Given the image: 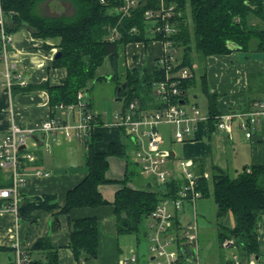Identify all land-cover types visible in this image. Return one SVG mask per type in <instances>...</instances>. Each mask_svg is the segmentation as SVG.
Here are the masks:
<instances>
[{"label":"trees","instance_id":"1","mask_svg":"<svg viewBox=\"0 0 264 264\" xmlns=\"http://www.w3.org/2000/svg\"><path fill=\"white\" fill-rule=\"evenodd\" d=\"M45 1L48 0H1V6L6 15V28L9 33L13 34L26 28L34 38L43 41V48L51 50L56 47L61 53L54 57L52 63V67L66 70V76L61 82L53 84L47 80L41 83L31 82L25 87L13 86V94L45 89L49 94L51 117L57 116L60 104H77L80 102V91L85 95L95 82L107 78L98 74V69L106 60L110 61L113 69L110 78L116 81L115 95L124 100L123 109L135 99L139 100L142 109L160 108L163 103L154 95V83L165 78V70L157 67V64L142 68L131 66L127 60V47L131 43L148 44L154 40L169 38L177 48H183V58L178 68L188 67L192 75L183 81L181 95L173 99L175 103L181 98L187 101L188 90L196 84L193 64L202 62L209 56L234 51L229 46L230 41L239 45L240 50L248 51L253 47L254 50L264 51V0H175L178 4L177 10L181 12L177 17L179 31L169 36L149 33L152 22L144 19L145 10L157 7L159 0H142L132 15L124 17L121 21L119 14L112 13L111 4H104L101 0H57L68 1L74 8L72 14L57 15L44 13L41 5ZM112 26H117L122 32L115 40H109L108 37ZM133 27H136L137 31L131 32ZM50 40L55 42L49 43ZM255 76L262 78L264 91V74ZM252 77L253 75L249 76L250 79ZM200 78L208 99L210 117L207 127L210 134L217 131L216 96L208 93L206 73ZM123 83H127L126 88ZM85 104L86 110L92 109V102ZM97 124H103L101 117ZM124 134L128 143L113 141L104 151L95 148L99 134L92 131L85 136L87 174L66 192L64 204L53 214L56 224L60 215L67 217L68 247L73 251L75 264H98L99 218L96 214L74 217L72 212L75 208L97 209L110 204L100 190L102 184L114 183L119 186L112 202L118 234L142 232L149 214L168 194L151 180L144 186L136 187L130 184L139 165L128 152L135 148V144L129 135ZM112 155L126 160L125 175L122 179L108 176ZM194 160L198 171L203 174L206 170L205 161ZM36 162L37 160L25 161V169L39 168ZM211 172L218 218L222 219L231 213L235 219L233 225L219 223L217 233L220 244L237 247L242 260L259 255L257 261L264 264L257 231L259 220L264 215V164L246 165L235 174L214 164ZM12 184V180L6 177V173L1 169L0 187ZM179 186L178 181L170 182L169 195L175 194ZM200 189L203 197L208 195L207 178L202 177ZM18 199V216L28 222L37 220V210H53L58 206L53 194H20ZM2 204L3 200L0 199V206ZM12 250L10 246L0 245V253ZM27 252L31 257V264H61L58 247L54 246L48 237L38 238ZM34 252L43 253V256L34 257ZM223 264H233V261L229 259Z\"/></svg>","mask_w":264,"mask_h":264},{"label":"built area","instance_id":"2","mask_svg":"<svg viewBox=\"0 0 264 264\" xmlns=\"http://www.w3.org/2000/svg\"><path fill=\"white\" fill-rule=\"evenodd\" d=\"M101 2L111 4L112 13L119 14L121 21L124 17L131 16L133 10L141 5L142 0H101ZM177 9L178 4L175 0H159L157 7L147 8L144 19L152 22L149 33L166 36L177 33L179 31L177 17L181 13ZM6 21L0 0V87L13 95V86L25 87L31 83V80L15 62L10 60L13 34L7 31ZM130 31L135 32L137 28L133 27ZM121 35L120 29L112 26L108 37L109 40H115ZM159 41L163 45L164 53L155 64L165 70L166 76L154 83V95L160 103H163L162 106L142 109L139 100L135 99L126 109L115 113L111 124H106L119 128L131 137L135 144L134 161L140 166L141 172L168 193L149 214L146 221L145 236L149 245L147 264H202L196 204L203 197L200 183L202 177L208 179V172L200 173L193 158H182L172 149L165 148L163 145L166 140L159 126L172 125L173 141L184 143L186 140L195 139L198 122L208 121L210 116L202 114L197 104H192L190 110L184 108L183 105L187 102L185 99L181 98L177 103L173 102L175 97L181 95L183 81L190 78L192 72L185 66L178 68L180 64L176 56L178 48L172 39L163 38ZM57 51L56 47L52 49L53 58ZM82 97L84 92L80 91L78 94L80 102L59 105V109L66 115L80 106L82 117L78 123H69L64 121V118L49 117L40 124L20 125L13 118L10 129L0 133V170L8 174L13 182L11 186L0 187V199L5 201L0 206V212L12 211L18 218L19 189L26 182L28 172L24 163L34 162L37 159L35 152L31 150L32 146L38 144L36 134L61 133L69 140L76 138L84 140L85 136L97 126L103 111L86 110ZM215 118L218 131L230 134L234 123L238 122L246 137L251 138L257 128L264 127V97L252 100L244 110L218 113ZM103 123L105 124L104 121ZM54 139L56 141L57 136ZM50 145V142H46L45 149L49 150ZM33 174L49 176L50 172L39 167L34 168ZM172 181H178L180 186L175 194L169 195L168 184ZM187 206H191L192 212L186 211ZM19 240L16 229L12 243L14 258L8 264H31L29 253ZM231 260L233 264H259L254 256L242 260L239 254H234ZM138 261V253L130 250L129 254L119 258L118 264H133Z\"/></svg>","mask_w":264,"mask_h":264},{"label":"crops","instance_id":"3","mask_svg":"<svg viewBox=\"0 0 264 264\" xmlns=\"http://www.w3.org/2000/svg\"><path fill=\"white\" fill-rule=\"evenodd\" d=\"M23 30L24 34L20 39H15V34L13 33V41L9 54L10 60L15 62L18 68L25 72L24 74L26 76L30 77L32 83H41L47 80L53 84L61 82L66 76V70L65 68L52 67L54 59L52 57V49L47 50L43 48L41 44L43 41L41 39L34 38L26 28ZM48 42L54 43L55 40H50ZM129 47H131L132 50L127 56L128 63L131 65L133 64L132 66H138L139 68L153 66L160 55L164 53L163 45L159 40L151 41L148 44L144 42L131 43L128 45L127 51ZM143 56H145L147 60H143ZM204 62L207 65L206 82L209 90L208 93L216 96L218 113L244 110L252 100L264 96V91L262 90L263 82L261 83L262 78H257L255 76L264 74V61L261 63L257 60L242 62L239 60L238 54L232 51L226 54L209 56ZM251 75H253L252 79L255 80L254 82L249 78ZM47 93L45 89L39 88V90L26 93L18 92L12 95L7 90L0 87V133L10 129L13 118H15L16 122L20 125H34L40 124L51 117V110L48 103L49 94L47 96ZM86 102L87 101L84 103ZM76 109L73 112H68L64 121L70 122V118H73L74 121H77V119L80 120L82 112L80 111V115L77 117L76 113L78 112L79 114V111L76 112ZM92 109H94L93 102ZM95 110L98 109L96 108ZM204 115H209V112L206 114L204 113ZM56 117L62 118L59 117L58 114ZM104 117L105 115L102 114L101 119L105 124H97L93 129L95 133L100 135V138L95 142L96 150L104 151L108 144L113 141L128 143V138H126L124 132L113 125L106 124L107 122ZM235 123L242 134L239 132L236 133V131H234L235 127L230 134L218 130L209 134L207 121L201 120L197 124L195 139L186 140L184 143L175 142V144H179L178 155L173 149L172 151L182 158L203 159L206 164L210 161L224 169L233 167L235 171H239L237 170V166L245 167L250 164H264V127L257 128L255 132H253V137L247 138L238 122ZM35 136L38 144L32 146L31 150L34 151L37 156V165L42 168V170L50 172V175H34L33 171L35 167H31L27 170L26 182L20 186L19 195L44 196V194H53L56 196L55 201L58 203L59 207L57 206L53 210H37V220L23 222V229L20 227L23 220H21L19 216L17 218L14 212H0V245L12 247L17 229L20 237L19 241H21L23 248L30 249L38 238L45 236L49 238L54 246L58 247L60 257V248L65 245L68 246L69 225L67 217L64 215L58 217V223L56 224L53 214L59 211L64 204L66 192L78 184L87 174V169H79L78 164L79 146L77 142L81 140L83 144H85V140H83V138L69 140L61 133L57 135L52 133H39ZM56 136L57 139L55 141L54 138H56ZM46 142L51 143L49 150L45 149ZM130 150L133 154L134 149ZM229 164L231 166H229ZM66 167L70 168V170L65 173L64 169H66ZM125 170L126 160L112 155L110 157L108 176L122 179L125 175ZM6 177L10 178L8 174H6ZM130 184L135 186L132 182ZM118 188L119 186L114 183L102 184L100 190L104 197L111 202L110 204L101 206L97 209L88 207L75 208L72 212L74 217H83L93 214L98 216L100 227L98 264H110V262H107L109 258L102 257V237L106 225L108 224L106 218L110 217V214H112L116 222L112 202L114 201V194ZM51 229H53V231ZM257 231H259V245L262 257L264 258V215L261 216L259 220ZM112 250L111 263L118 264L119 258L123 255L122 251L112 262L113 254L116 255L114 249ZM12 252H14V250H12ZM36 257H42V254L39 253ZM74 263L75 261L71 260L69 264Z\"/></svg>","mask_w":264,"mask_h":264},{"label":"rangeland","instance_id":"4","mask_svg":"<svg viewBox=\"0 0 264 264\" xmlns=\"http://www.w3.org/2000/svg\"><path fill=\"white\" fill-rule=\"evenodd\" d=\"M44 13L49 15H57L60 13H66V14H72L74 11V8L71 3L68 1H57V0H48L42 3L41 5ZM15 39H20L22 35L24 34V30H18L14 33ZM135 47V46H133ZM131 47L128 48L127 56L131 52ZM183 48H178V51L176 53V56L178 60H182L183 58ZM233 52H236L239 56V60L242 62L247 60H257L260 63L264 61V51H257L254 50L253 47L250 48V50H234ZM143 54V52H142ZM122 57V56H121ZM143 60H147L145 56L142 58ZM197 62V61H196ZM122 65L124 66V63L122 62ZM133 65V64H132ZM131 65V66H132ZM194 65V71H195V80L196 84L193 85L187 93V102L183 105L184 108L190 110L192 107V104H198L200 110H202V113L206 114L208 112V99L205 94V92L202 89L201 84V75L206 73L207 65L204 62H197ZM158 67V66H157ZM99 75H104L107 78L99 80L93 84L92 88L89 91L85 92V95L83 98L84 101H92L94 104V109L96 108L98 110L104 111L103 114L105 115V120L107 123L111 124L113 122V115L122 110L124 106V100H119L115 93H116V81L112 78H110L113 74V69L110 64L109 60H106L103 66H101L98 69ZM255 81L254 79H251V81ZM259 80V79H258ZM257 81V80H256ZM76 113L77 117L80 115V106L76 107ZM58 116L65 118L66 114L63 110H59ZM81 119V118H80ZM69 123H78L79 119L77 121H74L73 118L69 119ZM236 125V126H235ZM235 127V128H234ZM234 131L236 133H240L241 130L237 127V124L234 123ZM173 126L169 124H161L159 126V129L163 133V137H165V144L163 145L167 149H173L176 154L179 150V144H175L174 141H172V132H173ZM242 134V133H240ZM29 146H31V140H28ZM229 143V142H227ZM77 145L79 146L78 150V164L79 169L86 170L87 168L85 165V152H86V145L83 144L81 140L77 142ZM130 156L134 159L131 153V150L128 151ZM178 155V154H177ZM238 164V163H236ZM213 163L208 161L206 164V170L205 172H208V180H209V193L208 195L200 198L197 201L196 204V213L198 218V225H199V244H200V251H201V261L202 264H223L226 260L232 259L234 254H238L239 251L237 247L235 246H224L221 245L218 240V226L220 222H223L224 224L233 225L235 223V219L233 218V215L231 213H228L226 216H224L222 219H219L217 216V205H215V201L213 198V181H212V167ZM229 166H231L229 164ZM243 167L237 166V170H241ZM70 168L66 167L64 169V172L66 173ZM137 173L133 176V181L135 186H144L146 182L150 181L151 178L145 176L141 170L140 166L139 168H136ZM227 170L231 174H235L236 171L233 169V167H228ZM131 183V181H130ZM58 200V199H57ZM192 208L191 206L186 207V211H190ZM192 212V211H190ZM189 212V213H190ZM107 225L106 229L104 230V235L102 237V247H101V253L102 257L109 258L107 262L111 263V252L114 249L115 254H113L112 262L114 258L116 259V256L122 251L123 255L129 254L130 250H134L139 255V261L138 263L133 264H147L149 262V245L146 240V237L144 236V231L146 230V224L143 225L142 232L134 233H122L118 234L116 232L115 228V219L112 214H110V217H107ZM25 221L21 222V228L23 229ZM53 231V229H51ZM38 252H34V257H36ZM60 257L59 261L60 263L69 264L71 260H74L76 263V259L74 257L73 251L70 247L67 245L62 246L60 248ZM43 256V253H40ZM122 255V256H123ZM14 258V252L7 251L0 253V264H8L12 259ZM105 262V261H104ZM74 263V264H75Z\"/></svg>","mask_w":264,"mask_h":264},{"label":"water","instance_id":"5","mask_svg":"<svg viewBox=\"0 0 264 264\" xmlns=\"http://www.w3.org/2000/svg\"><path fill=\"white\" fill-rule=\"evenodd\" d=\"M229 46H230V48L231 49H234V50H237V49H239L240 47H239V45H237L236 43H234V42H229ZM61 53H60V51H57V53H56V55L54 56V57H58L59 55H60ZM123 86H124V88H126L127 87V83H123ZM119 100H121V98H118ZM183 102V101H182ZM23 148V147H22ZM257 258H259V255L258 256H256V259Z\"/></svg>","mask_w":264,"mask_h":264}]
</instances>
